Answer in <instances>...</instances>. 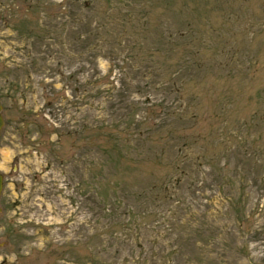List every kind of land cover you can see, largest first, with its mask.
<instances>
[{
	"label": "rangeland",
	"instance_id": "rangeland-1",
	"mask_svg": "<svg viewBox=\"0 0 264 264\" xmlns=\"http://www.w3.org/2000/svg\"><path fill=\"white\" fill-rule=\"evenodd\" d=\"M0 104V264H264V0H0Z\"/></svg>",
	"mask_w": 264,
	"mask_h": 264
},
{
	"label": "trees",
	"instance_id": "trees-1",
	"mask_svg": "<svg viewBox=\"0 0 264 264\" xmlns=\"http://www.w3.org/2000/svg\"><path fill=\"white\" fill-rule=\"evenodd\" d=\"M229 206L230 207H235V206H240V203H238V201H233V202H231L230 204H229ZM242 206V205H241ZM241 206H240V208H239V219H244V217H242L243 216V212H244V210L241 208ZM243 207V206H242ZM238 214V213H237ZM238 218H234L233 220L235 221V222H237L238 223V221H239V219ZM239 224V223H238Z\"/></svg>",
	"mask_w": 264,
	"mask_h": 264
},
{
	"label": "water",
	"instance_id": "water-1",
	"mask_svg": "<svg viewBox=\"0 0 264 264\" xmlns=\"http://www.w3.org/2000/svg\"><path fill=\"white\" fill-rule=\"evenodd\" d=\"M2 126V121H1V118H0V127ZM1 185H2V178L0 177V191H1Z\"/></svg>",
	"mask_w": 264,
	"mask_h": 264
},
{
	"label": "flooded vegetation",
	"instance_id": "flooded-vegetation-1",
	"mask_svg": "<svg viewBox=\"0 0 264 264\" xmlns=\"http://www.w3.org/2000/svg\"><path fill=\"white\" fill-rule=\"evenodd\" d=\"M0 135H1V133H0Z\"/></svg>",
	"mask_w": 264,
	"mask_h": 264
}]
</instances>
